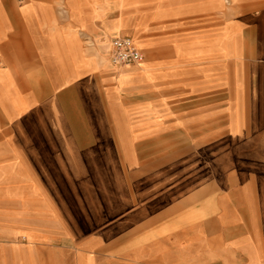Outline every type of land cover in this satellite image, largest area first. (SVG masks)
Returning <instances> with one entry per match:
<instances>
[{
    "label": "crops",
    "instance_id": "obj_1",
    "mask_svg": "<svg viewBox=\"0 0 264 264\" xmlns=\"http://www.w3.org/2000/svg\"><path fill=\"white\" fill-rule=\"evenodd\" d=\"M226 137L264 138V0H0V264H264V175L197 161Z\"/></svg>",
    "mask_w": 264,
    "mask_h": 264
},
{
    "label": "rangeland",
    "instance_id": "obj_2",
    "mask_svg": "<svg viewBox=\"0 0 264 264\" xmlns=\"http://www.w3.org/2000/svg\"><path fill=\"white\" fill-rule=\"evenodd\" d=\"M151 30L150 36L152 38L157 37V29L156 25L150 26ZM155 28V29H152ZM136 42V45L139 47L143 45L142 40H139L138 38H135L134 40ZM143 49V48H142ZM144 60H147L149 56L154 57L157 56L158 51L157 47L149 48V49H143L142 51ZM129 67V66H128ZM145 64L141 65L140 67H137L139 69L144 70ZM141 70V71H142ZM236 120L235 118H231V122L234 123ZM49 130V129H48ZM53 130H56L53 128ZM59 130L62 131V127L59 126ZM208 152V154H207ZM198 164H206L213 167L214 172L212 173L213 177L216 180H222L227 179V174L230 172L229 170L235 169V171H243L249 170L253 171L259 175H264V138L253 141L250 140H238L231 137H226L224 139L214 140L211 145H209V150H202L199 151V154L197 156ZM200 171H198L199 173ZM92 174V173H91ZM101 174L100 178L104 179L105 173H97ZM119 179H121L122 173H118ZM99 176H97L98 178ZM224 188H215V190H222ZM172 189H168L167 192L171 191ZM174 191V190H172ZM192 220H183L182 223H189L193 222ZM157 225V221L151 225V230H153L151 234L147 237H145V240L150 239H156L160 236H163L167 232L169 233L170 230H173L174 225L172 226H166V228H162L160 231L155 232L154 226ZM136 237V235L134 236ZM134 242H137V239H133ZM132 242V241H131ZM157 240L154 242L156 243ZM163 242V241H162ZM142 243V242H141Z\"/></svg>",
    "mask_w": 264,
    "mask_h": 264
},
{
    "label": "built area",
    "instance_id": "obj_3",
    "mask_svg": "<svg viewBox=\"0 0 264 264\" xmlns=\"http://www.w3.org/2000/svg\"><path fill=\"white\" fill-rule=\"evenodd\" d=\"M143 53L129 36H115L110 40V62L113 65L128 67L143 61Z\"/></svg>",
    "mask_w": 264,
    "mask_h": 264
}]
</instances>
